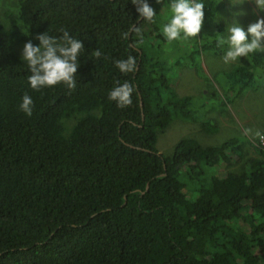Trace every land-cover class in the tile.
I'll return each instance as SVG.
<instances>
[{"label": "trees", "instance_id": "1", "mask_svg": "<svg viewBox=\"0 0 264 264\" xmlns=\"http://www.w3.org/2000/svg\"><path fill=\"white\" fill-rule=\"evenodd\" d=\"M171 2L147 0L152 23L132 0H0V264H264V150L246 156L235 137L215 146L182 138L169 156L155 148L172 119L217 130L168 79L175 68L200 77L198 57L224 53L217 3L202 0L196 38L169 43L160 7ZM62 30L83 44L77 86L31 89L25 43ZM129 55L136 70L121 73L115 61ZM247 62L221 73L223 107L255 85L262 54ZM125 81L135 91L121 109L108 94Z\"/></svg>", "mask_w": 264, "mask_h": 264}, {"label": "rangeland", "instance_id": "2", "mask_svg": "<svg viewBox=\"0 0 264 264\" xmlns=\"http://www.w3.org/2000/svg\"><path fill=\"white\" fill-rule=\"evenodd\" d=\"M218 6V21L224 25L225 38L227 27L235 21L246 31L248 26L258 19H264V12L257 10L253 0H215ZM162 16H172L170 10L160 7ZM251 38L249 37V40ZM184 44V43H183ZM174 46H179L177 43ZM203 53L198 57L202 76H197L193 69L175 68L168 74L170 85L174 93L181 96H191L192 109L197 111V118L209 120L217 127L215 133H203L197 123L184 121L179 118L172 119L162 131L156 133L155 148L159 154L169 156L174 144L182 138L196 140L201 146H215L226 139L235 137L242 143L243 153L254 156L252 146L256 145L257 131L264 134V52L262 54L263 66L255 72V85L252 89L244 91L239 97L232 100L226 107L221 105L222 90L220 82L221 73L231 69L234 65L248 63V56L240 57L234 62L225 63L223 57ZM189 52V51H188ZM176 55V54H175ZM178 55V54H177ZM251 129L249 135L244 129ZM224 171H238L239 165L223 169ZM186 184V183H185ZM190 188L192 185L187 184ZM188 197V196H187ZM190 198H194L190 196Z\"/></svg>", "mask_w": 264, "mask_h": 264}, {"label": "clouds", "instance_id": "3", "mask_svg": "<svg viewBox=\"0 0 264 264\" xmlns=\"http://www.w3.org/2000/svg\"><path fill=\"white\" fill-rule=\"evenodd\" d=\"M160 0H157L159 3ZM257 10L264 12V0H253ZM136 5L139 16L147 22H155V11L147 3V0H132ZM205 5L202 0H172L169 5L172 13L170 22L163 28V34L169 43L180 39L196 38L201 32L204 20ZM130 32H134L139 38L142 36L140 27H131ZM227 37H220L217 46L228 45V49L223 57L225 63L234 62L240 57H246L255 52H264V19H258L248 26L245 31L238 23L233 21L227 27ZM127 38L130 33L125 32ZM249 37L251 38L249 40ZM39 46H34L31 41L25 43L22 51V58L28 65L31 75L28 83L31 89L39 91L43 87H54L64 84L68 89H75L77 86L75 73L78 70V57L83 50V44L68 31L62 30V35L53 37L45 32L36 37ZM135 45H133L134 47ZM92 55L100 58V50L93 51ZM137 59L129 55L127 59L115 61V67L121 73H132L136 70ZM112 88L108 94V99L114 101L118 108H126L132 105V95L135 91L133 85L125 81ZM34 102L30 95L22 96L20 110L31 116ZM251 129H244V134H251ZM255 136L264 140V134L257 131Z\"/></svg>", "mask_w": 264, "mask_h": 264}, {"label": "built area", "instance_id": "4", "mask_svg": "<svg viewBox=\"0 0 264 264\" xmlns=\"http://www.w3.org/2000/svg\"><path fill=\"white\" fill-rule=\"evenodd\" d=\"M256 145H258L264 150V140H261L260 138H258L256 141Z\"/></svg>", "mask_w": 264, "mask_h": 264}, {"label": "water", "instance_id": "5", "mask_svg": "<svg viewBox=\"0 0 264 264\" xmlns=\"http://www.w3.org/2000/svg\"><path fill=\"white\" fill-rule=\"evenodd\" d=\"M139 105H140V103H139ZM145 190H146V187H145Z\"/></svg>", "mask_w": 264, "mask_h": 264}]
</instances>
